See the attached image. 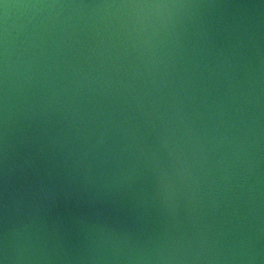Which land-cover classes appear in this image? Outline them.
Wrapping results in <instances>:
<instances>
[{"label": "water", "instance_id": "obj_1", "mask_svg": "<svg viewBox=\"0 0 264 264\" xmlns=\"http://www.w3.org/2000/svg\"><path fill=\"white\" fill-rule=\"evenodd\" d=\"M0 264H264V0H0Z\"/></svg>", "mask_w": 264, "mask_h": 264}]
</instances>
